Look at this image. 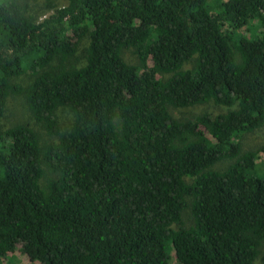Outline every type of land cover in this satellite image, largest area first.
<instances>
[{
	"label": "trees",
	"instance_id": "16d2710c",
	"mask_svg": "<svg viewBox=\"0 0 264 264\" xmlns=\"http://www.w3.org/2000/svg\"><path fill=\"white\" fill-rule=\"evenodd\" d=\"M43 6L0 0V260L264 264V146L240 142L264 126V0ZM18 94L51 141L2 127ZM210 101L226 110L170 112Z\"/></svg>",
	"mask_w": 264,
	"mask_h": 264
},
{
	"label": "rangeland",
	"instance_id": "374dc122",
	"mask_svg": "<svg viewBox=\"0 0 264 264\" xmlns=\"http://www.w3.org/2000/svg\"><path fill=\"white\" fill-rule=\"evenodd\" d=\"M28 4L29 10L31 14L40 16V18L44 17L43 8L46 0H21ZM57 5H62L66 3V0H53ZM47 15V13L45 14ZM256 21L252 22V26L255 27ZM251 28V26H250ZM249 26H244L238 32V34L246 35L247 37L253 36V32L249 33ZM87 45V37L83 38L79 45V50L72 57L71 63L81 64L84 61L83 49ZM123 57L128 63H136V56L131 52V50H125L123 52ZM150 63V62H149ZM187 66H189L187 64ZM167 74H158V77L165 78ZM32 79V76L28 73L21 74L14 78V82L20 83L22 85L28 84ZM226 108L223 106H219L214 104L213 102H207L202 105H195L186 108H170L171 114L175 118H191L201 112H209V113H219L225 111ZM57 119L59 125L64 128H69L72 121L73 115L71 112L65 109L57 110ZM17 123H27L30 124L38 133L40 137V141L42 143H46L52 140L51 137L47 136L43 128L40 124L34 122L32 119L30 112L26 106L25 99L22 95H11L7 99L6 108L4 112V116L2 118V127L8 128ZM242 149H256L257 147L264 146V126L261 128L255 129L252 132L245 133L242 135L240 139ZM264 160V153H259V158L257 160L258 163ZM230 161H222L217 163L214 168L222 169ZM0 264H40L39 262H31L28 256L21 250V245L18 244L14 252L10 253L8 258L1 259ZM169 264H179L174 257L171 258ZM255 264H260L259 260L255 262Z\"/></svg>",
	"mask_w": 264,
	"mask_h": 264
}]
</instances>
